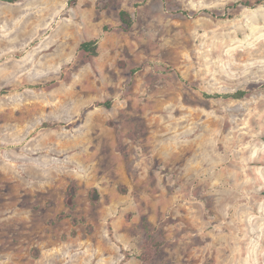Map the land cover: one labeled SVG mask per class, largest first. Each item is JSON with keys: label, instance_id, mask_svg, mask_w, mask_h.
<instances>
[{"label": "rangeland", "instance_id": "1", "mask_svg": "<svg viewBox=\"0 0 264 264\" xmlns=\"http://www.w3.org/2000/svg\"><path fill=\"white\" fill-rule=\"evenodd\" d=\"M148 240L264 264V0H0V264H146Z\"/></svg>", "mask_w": 264, "mask_h": 264}, {"label": "trees", "instance_id": "2", "mask_svg": "<svg viewBox=\"0 0 264 264\" xmlns=\"http://www.w3.org/2000/svg\"><path fill=\"white\" fill-rule=\"evenodd\" d=\"M9 2H20L21 0H6ZM252 6V3L250 1H242V2H237L233 6ZM208 11V10H206ZM120 18L125 26L126 29H129L133 25V17L131 13L128 10H122L120 12ZM81 49L84 50L85 52L89 53V55L95 56L98 54V40L97 39H92L88 41H84L80 45ZM248 91L246 90H237L235 92L231 93H225V94H215V95H208V96H217V97H224V98H243L247 95ZM108 106H110V102L106 103ZM77 184L76 181L72 180L68 186L67 189V202L70 208H74L75 206V199L77 195ZM143 225L147 229V223L145 220H143ZM161 245L159 242H153L152 240H148V248L149 252L145 253L144 255H141V259L145 261L146 264H149V261L151 259V254L153 253L154 248H157Z\"/></svg>", "mask_w": 264, "mask_h": 264}]
</instances>
